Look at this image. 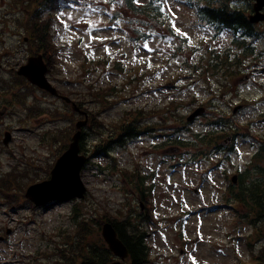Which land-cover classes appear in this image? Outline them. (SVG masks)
Segmentation results:
<instances>
[{
    "label": "rangeland",
    "instance_id": "374dc122",
    "mask_svg": "<svg viewBox=\"0 0 264 264\" xmlns=\"http://www.w3.org/2000/svg\"><path fill=\"white\" fill-rule=\"evenodd\" d=\"M188 1L169 0L175 17L159 10V0L136 3L144 10L147 8L145 14L134 13L122 0L64 2L60 13H71L74 18L80 14L82 22L78 25L80 31L72 36L56 19L55 38L51 36L56 45L52 78L62 89L76 94L73 95L76 100L88 102L86 107L102 124L101 128L93 125L87 130L91 150L105 145L104 140H117L116 126L131 113L128 110H143L145 116L167 118L164 131L172 135L167 141L168 148L174 149L171 154L166 156L160 149L154 151L156 144L163 140L146 136L141 140H128L126 147L113 144L110 157L118 159L120 169H127L130 173H136V162H141L142 174L152 175L147 183L154 185L155 208L151 212L154 220L148 225L150 235L147 241L154 264H264V261L253 260L251 248L247 246V239L254 234L253 228L247 224V217H251L249 207L240 205L237 211L229 207L235 202L228 201L231 178H227L234 172L247 176V183L259 177L254 174L250 178L249 169L260 151V143L264 141V24L258 27L262 38L254 42V50L242 51L238 41L243 35L227 29L218 31L200 23ZM237 2L236 6L244 12L250 9L248 0ZM16 9L13 0H0V62L3 64L0 80H6L0 83V94L8 82L17 83L14 69L27 57L23 35L14 34V30L20 26L21 33H27L30 13L23 11L20 15L23 24H20L16 21ZM173 19L176 27L187 36L181 37L174 32L171 27ZM94 36L98 38L92 39ZM145 43L155 50L148 52L143 48ZM233 53H242L241 58L248 54L243 60V70L249 77L238 80L239 73L234 72L232 78L235 79L227 82L221 73ZM215 54L226 64L222 63L220 71L215 68L211 73L208 68L214 65L210 60ZM95 93L97 98L92 95ZM38 96L45 99V107L54 106L51 98L42 94ZM106 99L112 102L102 106ZM238 105L242 109L234 114ZM197 108H206V112L187 124V117ZM50 113L46 111L43 119H31L22 125L20 121L27 112L18 106L14 115L0 122L4 129H15L12 153L0 146L1 175L17 167L27 169L31 174L40 171L41 178L47 176L38 167L48 168L55 162L57 145L41 138L57 134L58 127L67 128L71 122L53 123ZM216 118L222 121L229 118L236 141L228 145L234 144L232 150L214 153L211 158L203 160L198 153L203 145L197 135L215 130L221 134V128L211 125ZM184 125L189 130L178 132ZM225 128L230 130L228 126ZM177 136L193 145L182 144ZM210 146L213 147V143ZM210 146H203L206 154L211 153ZM93 158H96L95 164L83 173L89 191L82 213L89 214L93 206L100 212L107 208L117 215L121 209L126 211L127 207L138 206L130 193L136 185L124 179L128 172L125 177L119 170L103 173L101 166H111L109 157ZM196 190L201 192V198ZM1 204H6L3 199ZM73 208L74 203L59 204L48 210H35L26 205L23 212L0 207V237L9 229L16 230L11 244H0V264H34L33 257L38 258L40 252L51 253L53 243L49 237L60 231L74 230ZM122 216L119 213V218ZM94 228L100 231L97 225ZM253 249L259 255L264 250V240L255 243ZM55 262L54 259H44L38 264Z\"/></svg>",
    "mask_w": 264,
    "mask_h": 264
},
{
    "label": "trees",
    "instance_id": "16d2710c",
    "mask_svg": "<svg viewBox=\"0 0 264 264\" xmlns=\"http://www.w3.org/2000/svg\"><path fill=\"white\" fill-rule=\"evenodd\" d=\"M195 2L197 6V14L198 17L202 21H206L209 23L217 24V25H226L232 28L244 27L246 28L249 34H255L253 26L248 22L247 18L244 16V13L241 10L231 7L230 4L224 3L222 1H213V0H205L206 4H201L198 0H191ZM14 6L27 13L28 21V31L29 34L34 38L36 42L39 41V37L43 36V32H47L46 24L41 23V17L38 14L41 12H56L60 7V0H13ZM127 6L133 10L134 13H143L145 14L146 9L143 7H137L133 4L132 0H126ZM49 33V32H48ZM135 124L134 119H128L123 121V131L133 130ZM264 157V154H263ZM11 180V177L5 179L2 182V187L0 189L5 192L4 186L7 188L8 192L14 191L15 186L8 187V181ZM17 182V179H15ZM260 191L259 186H256L255 189L251 190L247 195L251 196L252 200L254 199L257 204H254L253 208L257 210L256 216L260 219L264 218V202L260 201V197H264V195H260L257 191ZM236 201L242 204L243 199L241 196V191L234 195ZM102 221V220H100ZM121 239L125 242L127 247L130 250V261L128 264H146L151 262L149 258V247L144 243V234L141 230L130 223L129 220H125L122 222H114ZM129 229L133 231L129 232ZM103 249L105 251H103ZM112 255L108 249H105L101 244L94 243V247H90L86 250L84 247H80L76 252V258L72 255V251L68 255L69 259H79L81 258V262H77L79 264H109ZM109 261V262H108Z\"/></svg>",
    "mask_w": 264,
    "mask_h": 264
},
{
    "label": "water",
    "instance_id": "95a60500",
    "mask_svg": "<svg viewBox=\"0 0 264 264\" xmlns=\"http://www.w3.org/2000/svg\"><path fill=\"white\" fill-rule=\"evenodd\" d=\"M257 3L254 8L257 14L251 17L253 22L264 21V15L261 14L264 8V0H254ZM21 75L28 77L30 81L40 87L50 90L55 93L50 84L47 82L45 74L46 69L42 70L31 62L28 66H25L19 72ZM76 110H79L76 108ZM199 112L193 115L191 119H194ZM87 122H81L78 127L86 125ZM81 132L77 133L74 137V142L71 144L69 151L58 161L56 169L54 170V179L50 183H45L29 190L28 197L33 199L37 205L46 204V202L54 199L69 200L76 197L83 198L85 193L84 184L80 177V171L85 165L86 157L79 156L80 146L79 140ZM45 188V194L42 197L37 195V191ZM104 236L109 242L111 249L124 259L128 256L127 249L122 242L118 239L117 233L111 225H106L104 228ZM118 264V263H117Z\"/></svg>",
    "mask_w": 264,
    "mask_h": 264
},
{
    "label": "snow or ice",
    "instance_id": "6c2138e0",
    "mask_svg": "<svg viewBox=\"0 0 264 264\" xmlns=\"http://www.w3.org/2000/svg\"><path fill=\"white\" fill-rule=\"evenodd\" d=\"M133 2L139 4L140 0H133ZM151 2V0H149ZM157 7L161 12L167 11L170 13L173 17L176 16V13L172 9V5L169 3V0H159L157 3ZM96 9H94L95 11ZM79 15L74 18V16L71 13L68 12H61L59 16L57 17L59 23L63 26L64 29H66L69 33L72 34V36H75L77 32L80 31L78 28V25L82 22L81 18H79ZM71 22V23H70ZM171 27L174 30V32L181 37L187 36V33L182 32L180 28L176 27V22L175 19L172 20L171 22ZM97 36L92 37V39H97ZM61 39H64L62 36ZM100 39H106V37H100ZM113 39H116V37H113ZM191 42V39L189 38V43ZM71 44V37L69 38V45ZM143 48L147 49L148 52H152L155 49L151 48L147 43L143 44ZM109 54H110V50ZM149 67H151V60L148 61ZM237 152H239V148L236 149ZM242 155V154H241Z\"/></svg>",
    "mask_w": 264,
    "mask_h": 264
}]
</instances>
